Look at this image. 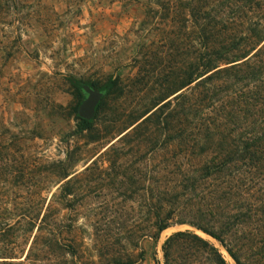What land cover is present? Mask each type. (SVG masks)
I'll use <instances>...</instances> for the list:
<instances>
[{
    "label": "trees",
    "instance_id": "16d2710c",
    "mask_svg": "<svg viewBox=\"0 0 264 264\" xmlns=\"http://www.w3.org/2000/svg\"><path fill=\"white\" fill-rule=\"evenodd\" d=\"M164 4L160 31L174 38L184 33L198 48L188 53L180 74L166 80L164 95L90 167L72 173L70 154L51 163L47 180L55 178L57 191L45 188L48 196L40 194L34 214L19 205L7 212L0 264H45V247L59 245L73 231L62 225V211L75 212L77 199L92 183L124 194H149V237L154 240L171 228L189 226L215 240L235 264H264V0ZM159 15L151 1L144 22L153 24L149 31L160 27L153 22ZM73 86L80 105L85 84ZM117 91L124 89L113 79L101 89L105 97L97 116ZM74 112L79 122L74 136L97 131L96 118L86 121L77 108ZM139 157V163L132 160ZM148 157H166L168 164L140 165ZM196 231L177 232L165 242L164 264H230L219 247ZM21 236L29 249L19 242Z\"/></svg>",
    "mask_w": 264,
    "mask_h": 264
},
{
    "label": "rangeland",
    "instance_id": "374dc122",
    "mask_svg": "<svg viewBox=\"0 0 264 264\" xmlns=\"http://www.w3.org/2000/svg\"><path fill=\"white\" fill-rule=\"evenodd\" d=\"M151 1L160 10L155 31H149L153 24L144 26ZM164 2L0 0V231L5 233L6 214L15 205L38 212L40 194L48 196L45 188L55 187V178L47 180L51 163L70 154L72 173H82L130 122L152 108L167 91L166 80H174L186 66L188 53L198 45L184 33L174 38L160 31ZM111 79L124 92L105 99L95 116L96 132L74 136L79 123L74 110L79 113L87 95L84 91L79 105L73 83L101 91ZM148 162L166 165L168 158L148 157L140 165ZM145 185L147 190L150 185ZM89 187L77 199L75 212L62 211V225L73 231L59 245L45 247V264H119L120 259L121 264H164L165 242L177 232L196 231L174 227L154 240L149 237V194L114 192L95 183ZM18 240L29 249L25 236Z\"/></svg>",
    "mask_w": 264,
    "mask_h": 264
},
{
    "label": "water",
    "instance_id": "95a60500",
    "mask_svg": "<svg viewBox=\"0 0 264 264\" xmlns=\"http://www.w3.org/2000/svg\"><path fill=\"white\" fill-rule=\"evenodd\" d=\"M84 91L87 98L80 106L78 115L83 120L91 121L95 118L98 106L104 99L105 93L95 90L90 86H85Z\"/></svg>",
    "mask_w": 264,
    "mask_h": 264
}]
</instances>
